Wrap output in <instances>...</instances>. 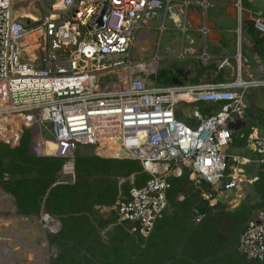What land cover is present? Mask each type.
I'll return each mask as SVG.
<instances>
[{
  "label": "built area",
  "instance_id": "built-area-1",
  "mask_svg": "<svg viewBox=\"0 0 264 264\" xmlns=\"http://www.w3.org/2000/svg\"><path fill=\"white\" fill-rule=\"evenodd\" d=\"M174 1L179 0H53L39 22L26 26L15 14L14 0H0V140L20 145L16 122L41 134L43 123H51L46 155L63 159L62 174L70 183L76 179L80 146H113L121 157L139 160L149 178L141 187L133 185L129 197L120 198L112 210L144 237L165 214L173 178L189 171L199 189L201 179L225 178L226 149L233 142L228 123L244 118L246 91L264 86V76L256 77L241 56L237 77L227 84L147 86L129 78L118 86L110 81L108 75L117 68H129L138 29L159 17L166 5L172 11ZM189 2L184 1L185 7ZM106 3L110 10L103 24L90 28ZM253 23L264 34V22L255 18ZM33 35V45L42 44L39 66L25 58L24 47L31 44L24 41ZM226 65L227 60L221 63ZM181 100L223 106L212 115H199V126L192 128L176 116ZM49 141L55 146L51 153ZM259 142L264 163V140ZM243 184L235 176L217 191L240 190ZM217 191L202 192L211 206L217 204ZM196 216L201 221L206 214L196 210ZM237 249L264 264V208L252 213Z\"/></svg>",
  "mask_w": 264,
  "mask_h": 264
},
{
  "label": "trees",
  "instance_id": "trees-1",
  "mask_svg": "<svg viewBox=\"0 0 264 264\" xmlns=\"http://www.w3.org/2000/svg\"><path fill=\"white\" fill-rule=\"evenodd\" d=\"M252 33L257 43L264 42L254 28ZM30 145L28 136L15 147L0 140V186L15 197L21 215L45 210L59 218V229L50 236V242L61 249L54 264H262L241 255L237 245L253 211L264 208V173L253 184L261 201H244L233 210L222 203L210 206L190 180L189 171L173 179L169 202L194 215L200 210L206 217L196 221L190 234L181 232L190 238L173 245L179 249H169L167 241L158 247L154 235L136 239L121 226L108 233V239L102 234L117 218L113 210L106 218L101 209L113 208L121 192L129 195L132 187L128 180H121L135 173L136 186L146 181L148 175L139 160L79 155L76 179L70 183L62 174L63 159L32 155ZM179 197L184 201L176 202Z\"/></svg>",
  "mask_w": 264,
  "mask_h": 264
},
{
  "label": "crops",
  "instance_id": "crops-1",
  "mask_svg": "<svg viewBox=\"0 0 264 264\" xmlns=\"http://www.w3.org/2000/svg\"><path fill=\"white\" fill-rule=\"evenodd\" d=\"M52 1L26 0V3H14V6L31 9L36 18L41 19L43 11L50 8L49 3ZM184 1L172 2V11L166 5L159 17L138 29L135 44L131 49L129 68H117L108 75L110 81L117 83L118 86L121 83L127 84L129 78L142 79L147 86L227 84L234 82L237 77L239 56L244 64L250 65L256 77L264 76V42L257 43L252 33L253 28L259 32L254 26L253 19L258 18L264 22V0H187L190 1L187 7L183 4ZM203 2L207 3L206 7L201 5ZM204 28H207L206 34ZM259 33L260 37L264 36ZM36 38L37 36H30L26 43L33 44ZM226 60L229 65L221 67V63ZM244 101L246 104L244 119L249 122L247 127L249 132L245 133L246 128L237 132L232 131L233 142L226 149L230 162L229 172L222 180L225 184L236 176L244 184L242 189L236 190L234 197L229 198L227 205L239 206L244 201H251L252 204L261 201L260 196L254 192L253 184L259 180L260 173H264V163L260 162L262 154L259 153V141L264 140V86L247 90ZM222 106V103L181 100L175 112L179 120L192 128H197L200 124L199 115L202 117L212 115L221 110ZM231 146H238L233 154L229 153ZM109 157L130 159L121 156ZM143 172L148 175V179L149 174L144 168ZM255 178L258 180L252 182ZM129 179L127 180L132 187L136 185L138 177L135 173ZM190 180L196 187L191 176ZM205 181L209 184L207 192H212L211 183ZM121 182L127 181L122 179ZM199 190L201 193L206 191L202 184ZM122 197L129 195L121 192L118 200ZM182 201L184 199L179 197L176 202ZM219 203L217 201V204ZM108 208L112 212L110 207L102 209L106 211ZM257 210L255 209L253 213ZM104 212L101 211L106 218L110 217V212ZM116 214L117 221L102 231L105 238L108 233L117 230L116 226H121L136 239L137 237L148 239L154 235L153 239L158 241V247H163V243L167 241L168 245H171L169 249H179L173 245L190 238V235L181 232L190 234L199 222L193 212L189 213L186 208L168 202L164 216L157 221L151 235L144 237L132 232L130 225L120 222Z\"/></svg>",
  "mask_w": 264,
  "mask_h": 264
},
{
  "label": "rangeland",
  "instance_id": "rangeland-1",
  "mask_svg": "<svg viewBox=\"0 0 264 264\" xmlns=\"http://www.w3.org/2000/svg\"><path fill=\"white\" fill-rule=\"evenodd\" d=\"M50 5L51 3H49V7ZM1 119L2 117H0V120ZM13 126L14 128L17 127L16 131L22 134L20 141L28 136L32 155H46V141L52 139L51 123H43L42 134L40 130H26L25 126L17 122ZM6 130L9 131L8 129ZM244 131L248 133L249 128H246ZM1 141L8 144L6 140ZM48 146V152L51 153L50 150L54 149L55 146L52 141H49ZM236 147L238 146H231L229 153L233 154L235 149H237ZM108 149L109 148L102 149L80 146L77 150L76 158L79 155H100L102 157H109L110 154H106ZM111 156H121L120 150H118V156L112 154ZM229 163L228 160V164ZM228 172L229 168L225 172V178ZM125 181H127V179H125ZM129 181H131V179H129ZM201 184L204 190H209V184L205 180H201ZM200 195L202 196L201 192ZM252 201L255 202L256 200ZM234 207H236V205L233 204L228 205L227 208L233 210ZM101 211L104 212L105 210L101 209ZM107 212H110L109 208L104 213ZM58 221V217L47 214L45 210L43 213L29 217L21 215L15 197L7 193L3 187L0 186V264H54L61 249L58 244L50 242V236L53 234L55 235V232L58 231V223H56ZM106 239L108 238L106 237Z\"/></svg>",
  "mask_w": 264,
  "mask_h": 264
},
{
  "label": "water",
  "instance_id": "water-1",
  "mask_svg": "<svg viewBox=\"0 0 264 264\" xmlns=\"http://www.w3.org/2000/svg\"><path fill=\"white\" fill-rule=\"evenodd\" d=\"M26 3V0H14L15 4L18 3ZM23 10H27V8L24 7H18L15 9L16 15L18 18H21L26 26H31L32 24H35L37 22L40 21V19H37L36 17H32V16H28L26 14H23L22 11ZM110 10V5L108 3H106L104 5V7L102 8L100 14L97 16V20L96 22L90 26V28H93L94 26H101L103 24V17L105 14H107ZM28 11L31 12V9H28ZM27 40H25L24 42L26 43ZM75 48H72V50H74ZM24 51H25V58L30 60L34 65L39 66L42 60V44L38 43L37 45H27L24 47ZM249 125V122L247 120H245L244 118L242 119H238L235 121H230L228 123V128L231 131H239L242 130L244 128H247ZM212 190L213 191H217L218 189H220L223 185L222 180L216 181V182H212ZM236 192V189H229L226 190L225 194L217 191L216 194V200L219 201L222 204H227L229 201L230 197H234Z\"/></svg>",
  "mask_w": 264,
  "mask_h": 264
},
{
  "label": "bare ground",
  "instance_id": "bare-ground-1",
  "mask_svg": "<svg viewBox=\"0 0 264 264\" xmlns=\"http://www.w3.org/2000/svg\"><path fill=\"white\" fill-rule=\"evenodd\" d=\"M22 13H23V14H26V15H28V16L36 17L35 14H33L32 12H30V11H28V10H23ZM118 150H119V148H117V147H113V146H110L109 149H108V151H106V152H107L106 154H110L109 156H111V154H112V155H117V156H118ZM108 152H109V153H108ZM2 251H3V250H2ZM9 251H10V250H9ZM6 255H7V254H6Z\"/></svg>",
  "mask_w": 264,
  "mask_h": 264
},
{
  "label": "clouds",
  "instance_id": "clouds-1",
  "mask_svg": "<svg viewBox=\"0 0 264 264\" xmlns=\"http://www.w3.org/2000/svg\"><path fill=\"white\" fill-rule=\"evenodd\" d=\"M215 198H216V194H215ZM205 199V198H204ZM208 201V200H207ZM210 203V202H209ZM112 209V208H111ZM59 222V221H58ZM59 229V228H58Z\"/></svg>",
  "mask_w": 264,
  "mask_h": 264
}]
</instances>
